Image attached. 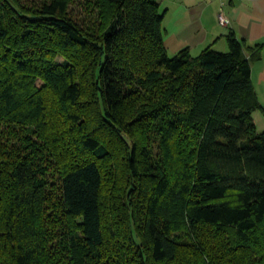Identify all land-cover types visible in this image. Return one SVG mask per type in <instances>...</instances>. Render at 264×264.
I'll use <instances>...</instances> for the list:
<instances>
[{"label":"trees","instance_id":"16d2710c","mask_svg":"<svg viewBox=\"0 0 264 264\" xmlns=\"http://www.w3.org/2000/svg\"><path fill=\"white\" fill-rule=\"evenodd\" d=\"M162 20L0 0V264H264L259 51L169 55Z\"/></svg>","mask_w":264,"mask_h":264},{"label":"crops","instance_id":"0c3cea01","mask_svg":"<svg viewBox=\"0 0 264 264\" xmlns=\"http://www.w3.org/2000/svg\"><path fill=\"white\" fill-rule=\"evenodd\" d=\"M163 13V44L169 55L188 48L198 55L210 47L227 51V36L233 33L259 55L251 62V81L260 109L252 117L257 131H264V0H152ZM228 24L217 22V14ZM257 51V50H256Z\"/></svg>","mask_w":264,"mask_h":264},{"label":"built area","instance_id":"2783aa9c","mask_svg":"<svg viewBox=\"0 0 264 264\" xmlns=\"http://www.w3.org/2000/svg\"><path fill=\"white\" fill-rule=\"evenodd\" d=\"M217 22L222 25L226 26L228 24V19L227 17L222 13V11L218 12L217 14Z\"/></svg>","mask_w":264,"mask_h":264},{"label":"rangeland","instance_id":"374dc122","mask_svg":"<svg viewBox=\"0 0 264 264\" xmlns=\"http://www.w3.org/2000/svg\"><path fill=\"white\" fill-rule=\"evenodd\" d=\"M221 52H223V51H221ZM57 59H58V61H62V57H57ZM258 132H262V131H258Z\"/></svg>","mask_w":264,"mask_h":264}]
</instances>
